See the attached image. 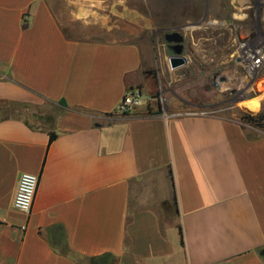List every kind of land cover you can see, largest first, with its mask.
<instances>
[{
	"label": "crops",
	"instance_id": "1",
	"mask_svg": "<svg viewBox=\"0 0 264 264\" xmlns=\"http://www.w3.org/2000/svg\"><path fill=\"white\" fill-rule=\"evenodd\" d=\"M101 2L0 0V112L17 110L0 117V264H264V128L177 95L150 110L180 69ZM132 90L146 101L120 114Z\"/></svg>",
	"mask_w": 264,
	"mask_h": 264
},
{
	"label": "rangeland",
	"instance_id": "2",
	"mask_svg": "<svg viewBox=\"0 0 264 264\" xmlns=\"http://www.w3.org/2000/svg\"><path fill=\"white\" fill-rule=\"evenodd\" d=\"M102 1L100 10L107 15L108 27L120 25L114 34L122 39L143 38L167 66L172 51L165 36L179 32L185 37L184 54L189 63L176 73L169 70L163 77L156 100L149 102L153 105L150 110L172 105L173 100L180 106L181 101L173 97L177 95L236 120L244 128L261 129L246 118L263 112L264 61L256 72H250L246 54L255 56L261 51L264 55V0ZM48 108L54 116L59 111L52 105ZM12 111L17 110L8 112V107L2 106L0 117Z\"/></svg>",
	"mask_w": 264,
	"mask_h": 264
},
{
	"label": "built area",
	"instance_id": "3",
	"mask_svg": "<svg viewBox=\"0 0 264 264\" xmlns=\"http://www.w3.org/2000/svg\"><path fill=\"white\" fill-rule=\"evenodd\" d=\"M250 66L248 70L250 72H256L264 61V55L261 51H257L256 55H248ZM251 59V60H250ZM255 69V70H253ZM146 101L144 94L140 90L128 91L119 106L120 114H129L136 111L140 108ZM184 113L178 112L173 114V116H180ZM187 114H193V112H186ZM40 184V177L34 174L23 173L19 178V184L17 193L14 199L15 208L20 211L31 215L33 212L34 203L37 197L38 189ZM22 230H26V227H23Z\"/></svg>",
	"mask_w": 264,
	"mask_h": 264
},
{
	"label": "water",
	"instance_id": "4",
	"mask_svg": "<svg viewBox=\"0 0 264 264\" xmlns=\"http://www.w3.org/2000/svg\"><path fill=\"white\" fill-rule=\"evenodd\" d=\"M165 40L169 45L168 48L172 51V55L168 57L170 69L175 71L186 67L189 58L184 54V35L179 32L170 33L165 36Z\"/></svg>",
	"mask_w": 264,
	"mask_h": 264
},
{
	"label": "trees",
	"instance_id": "5",
	"mask_svg": "<svg viewBox=\"0 0 264 264\" xmlns=\"http://www.w3.org/2000/svg\"><path fill=\"white\" fill-rule=\"evenodd\" d=\"M64 105H65V103H64ZM160 112H161V109H159L157 113H160ZM246 120H248L249 122L257 125L258 127L264 128V112H260V113H258L255 116L248 115ZM53 139H54V135L51 136V141ZM176 203H177V201H176V198H175V205H176ZM177 210H178V208H177ZM180 233H181V244L184 246V235H183L182 229H180ZM103 260L107 261L108 258L106 256L105 257L103 256V257H101V258H99L97 260L93 259V260H91V264H97L98 262L99 263H101V262L106 263ZM112 264H114V262H112Z\"/></svg>",
	"mask_w": 264,
	"mask_h": 264
},
{
	"label": "bare ground",
	"instance_id": "6",
	"mask_svg": "<svg viewBox=\"0 0 264 264\" xmlns=\"http://www.w3.org/2000/svg\"><path fill=\"white\" fill-rule=\"evenodd\" d=\"M246 55L248 56V55H253V54H251V52H250V53H247ZM253 70H255V69H253Z\"/></svg>",
	"mask_w": 264,
	"mask_h": 264
}]
</instances>
